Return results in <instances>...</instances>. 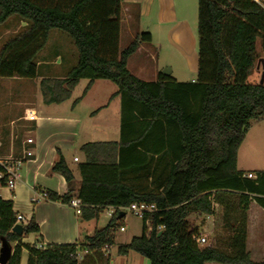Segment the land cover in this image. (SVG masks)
<instances>
[{"label": "trees", "instance_id": "obj_1", "mask_svg": "<svg viewBox=\"0 0 264 264\" xmlns=\"http://www.w3.org/2000/svg\"><path fill=\"white\" fill-rule=\"evenodd\" d=\"M14 16L28 26L1 47L0 78L35 79V57L57 30L72 40L78 61L64 78L40 81L43 104L67 101L80 80L88 81L82 97L94 81L107 80L116 87L110 99L121 103L119 141L79 148L85 159L77 165L76 192L57 150L51 172L64 178L68 190L63 196L44 191L45 200L68 205L79 199L84 222L108 208L154 204L156 211L140 219L141 235L117 246L119 256L134 252L149 264H264V258L251 261L245 246L250 196L264 210V171L247 179L237 170L252 122L264 120V81L248 82L254 63H264V0H197L194 82L163 73L148 82L129 73L127 60L151 36L140 32L118 51L121 0H0V26ZM5 183L1 178L0 187ZM214 204L222 208L225 235L216 246L200 247L194 240L200 226L189 218L211 216ZM16 217L12 201L0 197V244L13 246L6 264H20L23 251L27 264H78L80 250L99 254L114 246L124 215L114 213L77 244L42 248L22 242L39 233L33 217L19 223L21 235L12 232Z\"/></svg>", "mask_w": 264, "mask_h": 264}, {"label": "crops", "instance_id": "obj_2", "mask_svg": "<svg viewBox=\"0 0 264 264\" xmlns=\"http://www.w3.org/2000/svg\"><path fill=\"white\" fill-rule=\"evenodd\" d=\"M194 9L193 0H121V15L127 23L129 43L140 33L138 22L150 21L147 31L151 42L140 44L127 60L126 68L131 75L143 80L142 77L148 72L147 59L154 61V53H160L164 58L177 61L175 69L171 65L169 68V75L173 79L174 71L186 69L194 72L190 82L195 80L197 16ZM152 25L154 30H150ZM54 31L49 32L45 46L35 57V79L0 78V159L20 157L23 141L26 138L34 141L31 146L33 158L22 164L13 190L0 187V197L12 201L13 211L22 216L25 222L32 216L38 226L39 233L25 235L22 242L43 247L77 244L83 237L92 235L90 227L96 221H81L67 205L40 197L39 193L44 191L58 196L67 193L64 178L51 172L57 150L73 173V189L76 192L80 184L77 165L85 159L79 148L86 143L118 142L121 126L120 98L110 99L116 87L107 80L94 81L83 97L82 92L88 81L80 80L67 101L58 105L43 104L40 81L64 78L78 61L73 42L69 43ZM120 36L121 30L119 41ZM53 43L58 46L57 49L52 47ZM164 63L167 65L169 62ZM158 74L156 67H153L151 78L143 81H155ZM256 139H264V120L252 122L237 154V170L243 175L252 174V179H255L256 172L264 171V156L255 154L251 147L247 148L246 154L241 149L245 143H254ZM250 200L246 214L245 246L251 261L257 263L264 258V210L251 196ZM201 218V236L222 230L219 228L222 226V208L219 205L214 204L211 216Z\"/></svg>", "mask_w": 264, "mask_h": 264}, {"label": "rangeland", "instance_id": "obj_3", "mask_svg": "<svg viewBox=\"0 0 264 264\" xmlns=\"http://www.w3.org/2000/svg\"><path fill=\"white\" fill-rule=\"evenodd\" d=\"M193 3H194V8H195L194 10L196 11V15H195L196 17L197 16V0H193ZM120 20L122 24L120 25L121 36H120V41L118 42V51H122L129 44L127 33H126L127 23L125 22V18L122 15L120 16ZM149 22L150 21L148 20H145L142 23L138 22L137 24L139 26L138 31L139 32H145V30L147 31V28H149ZM23 23H26V22L14 16L13 18H10L5 24L0 26V47H2L4 43L14 38L15 36H17L19 33H21L27 28V25ZM195 24H196V29H197L196 21H195ZM150 30H154V25H152V29ZM53 33L62 35L63 37H65V39H67V41H69V43H72V40L69 38V36H67V34L57 31V30H55ZM72 45L74 44L72 43ZM52 47L56 49L58 48V46L55 45L54 43ZM256 51L257 53L260 54V42L259 41H257V44H256ZM153 57H154V61L150 60V58L147 59L146 67H147L148 72L146 75L142 77L143 80H149V78H151L150 71L153 67H156L159 73H163L169 70L170 65L174 69H175V66L177 65V61L174 58H164L163 55H161L160 53L159 54L154 53ZM163 60L169 63H166L167 65H165ZM261 72H262L261 65L259 61H256L249 73L248 82L252 84H256L260 82ZM172 76L175 79H177L178 82H190L191 78L194 77V72L192 73L189 70L182 69L181 72L174 71ZM195 76H196V72H195ZM250 147L251 149H254L255 154L264 156V139H256L254 143H251V142L245 143L241 151H243V153L246 154L247 148L249 149ZM241 157H242V154H241ZM144 184L148 185V182ZM123 213H125V217L121 221L118 222V225L124 226L125 232H120L119 230L115 232L114 246L110 248L109 247L103 248L105 252L101 251L99 252V254H94L84 249L80 250L77 255L78 264H149V261L147 259L139 256L138 254L134 252H130L126 257L117 255V252H116L117 246H119L120 244L128 243L130 239L132 238V236L134 235L140 236L141 229H142L140 218L135 217L128 212H123ZM109 219L110 218L107 216V210L103 211L100 214L99 218L93 222V226L90 227V232L93 234L95 230H100L104 228L106 224L108 223ZM189 220L194 226H200L203 223L202 218L196 215L190 216ZM22 223L23 224L26 223L25 219ZM219 228L220 230L222 229V227H219ZM224 235L225 234L223 233L222 230L221 231L217 230L215 234L205 235L207 242L203 247L216 246V244H214V241L219 242V240L222 239ZM8 247L10 249L13 248L12 245ZM2 248H3V245L0 244V251ZM27 258H28V254L27 252H24L21 256L20 264H27ZM208 264H212V263H208Z\"/></svg>", "mask_w": 264, "mask_h": 264}, {"label": "built area", "instance_id": "obj_4", "mask_svg": "<svg viewBox=\"0 0 264 264\" xmlns=\"http://www.w3.org/2000/svg\"><path fill=\"white\" fill-rule=\"evenodd\" d=\"M194 82V81H192ZM34 144V141L32 138H26L23 141V148H22V154L20 157H9V158H5V159H0V167L2 168L3 172L0 173V179L3 177H6V183H5V188L9 189V190H13L18 179H19V170L22 166V164L26 161L29 160L31 158H33L34 153L33 150L31 149V146ZM25 146V147H24ZM74 162L77 161L76 158H74L73 160ZM244 178L247 179H252L253 176L252 174H247V175H243ZM40 197L45 199L46 198V194L44 192L39 193ZM68 207L72 208L75 211L76 215H80V209H81V202L79 199L77 198H73L70 200V202L67 205ZM214 209V206H213ZM107 210V216L109 218L112 217V215L116 212L119 213L121 212H128L130 214H132L135 217L138 218H142L145 214H151L154 213L156 211V207L154 204H146V203H134L131 204L130 206L126 207V208H108ZM124 217H125V213H124ZM209 217V216H207ZM24 218L20 215H17L16 217V225L23 222ZM163 227H159L158 230H162ZM125 228L124 226L119 228L120 232H124ZM196 244H198L200 247H203L207 240L205 236H201L199 235L198 237H196L195 239ZM42 245H38V248H42Z\"/></svg>", "mask_w": 264, "mask_h": 264}, {"label": "water", "instance_id": "obj_5", "mask_svg": "<svg viewBox=\"0 0 264 264\" xmlns=\"http://www.w3.org/2000/svg\"><path fill=\"white\" fill-rule=\"evenodd\" d=\"M259 63H261V69H262L261 79H260L259 83L262 84L264 81V63L262 60H260ZM163 74L169 75L170 71L169 70L165 71V72H163ZM123 215H124L123 212L119 213L118 218H121ZM22 229H23L22 226L20 224H17L13 227L12 232L17 234V235H21ZM10 255H11V249L7 245H3V248L0 251V264H6Z\"/></svg>", "mask_w": 264, "mask_h": 264}]
</instances>
